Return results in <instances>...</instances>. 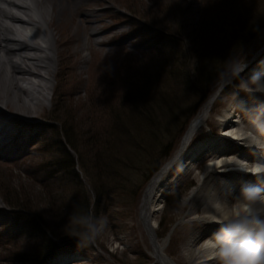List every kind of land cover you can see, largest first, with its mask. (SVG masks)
<instances>
[{
	"label": "rangeland",
	"instance_id": "rangeland-1",
	"mask_svg": "<svg viewBox=\"0 0 264 264\" xmlns=\"http://www.w3.org/2000/svg\"><path fill=\"white\" fill-rule=\"evenodd\" d=\"M54 2V23L50 30L57 48L55 73L48 84L51 89L44 91L43 108L30 126L22 125L16 130L10 127L12 138L20 136V139L17 145L7 148V156H0V264H161L151 255V242L140 220L144 194L154 177L179 151L191 123L218 84L232 72L231 67L213 84L204 103H199L192 79L185 78L173 86V79L169 78L163 94L176 98L173 110L181 114L179 126H186L182 136L178 130L168 137L166 124L160 120L164 124L160 133L156 128L162 138L160 143L152 140L148 125L146 131L139 132L140 136L135 133L128 141L123 125L131 113L130 107L123 106V100L128 94L138 95L137 87L144 81L131 69L127 76V68L134 66L132 62H140L138 67H148L153 81L160 63L155 57L160 56V50H166L173 59L184 53L199 23L202 0H85L66 8L63 14H59L60 0ZM250 6L252 19L259 28L264 25V0H250ZM47 7L52 11V6ZM156 33L164 38L174 35L178 41L173 46L163 42L158 45ZM263 48L264 30L244 50L239 61L249 69ZM261 59L264 62V56ZM169 66L173 70L178 68V59L171 60ZM254 87L244 72L228 85L213 105L208 125L198 132L192 146L195 148L217 135L223 112ZM67 133L74 137V148L67 146ZM145 136L151 144L147 147L151 161L142 166L136 160L137 164L124 167L130 144L142 147ZM162 144L174 147L171 157L165 159L167 151L162 152ZM64 148L75 159V171H61L57 165ZM150 162H155V166ZM109 163L116 164L112 173L118 176L115 179L121 187L118 190L108 191L109 180L101 175ZM205 167L203 161L200 169L181 180L163 200L156 217L159 239L170 237L167 253L171 258L183 259V264L188 238L199 227L187 217L190 211L187 200L199 186ZM98 175L106 197L97 207ZM77 201L89 204V212L96 217L107 219L104 230L91 242L82 241L83 229L74 219ZM24 216L37 220L43 232L50 234L51 245L47 250L42 247V234L28 226ZM52 252L55 254L50 261Z\"/></svg>",
	"mask_w": 264,
	"mask_h": 264
},
{
	"label": "bare ground",
	"instance_id": "bare-ground-1",
	"mask_svg": "<svg viewBox=\"0 0 264 264\" xmlns=\"http://www.w3.org/2000/svg\"><path fill=\"white\" fill-rule=\"evenodd\" d=\"M54 1L0 0V156H7V148L17 145L20 139L12 138L10 127L16 130L22 125L30 126L43 108L44 91L51 89L48 84L55 73L57 48L50 30ZM83 1L60 0L59 14ZM47 5L53 7L52 11ZM263 56L264 48L250 68L242 71L249 84L253 73L264 72ZM237 77L231 72L224 83L218 84L191 123L179 151L146 189L140 220L151 242V255L161 264H183V259L171 258L167 253L170 237L161 240L157 235L159 207L181 180L200 169L203 161L206 167L200 174L199 186L187 200V217L199 227L185 245L184 264H221L216 241L221 223L239 211L237 202L245 187L264 189V92L251 90L234 101L220 116L217 135L192 146L198 132L208 125L214 98Z\"/></svg>",
	"mask_w": 264,
	"mask_h": 264
},
{
	"label": "trees",
	"instance_id": "trees-1",
	"mask_svg": "<svg viewBox=\"0 0 264 264\" xmlns=\"http://www.w3.org/2000/svg\"><path fill=\"white\" fill-rule=\"evenodd\" d=\"M251 11L252 7L250 6V0H202L198 14L199 23L196 25L192 42H188L186 49L183 50L184 53H178L176 59H173L172 56H168L169 53H167L166 50L164 52L160 50V56L155 57L156 61H158L157 64L159 61L160 63L156 67L155 79L153 81L151 80L152 72L149 71L148 67L139 68L138 65L140 62H132L134 66L127 68L126 75L129 76L128 71L131 69L138 78H143L142 82L144 81V83L142 86L137 87L138 95L133 96L132 94H128L123 100L125 101L123 106L130 107L131 113L129 116L130 119L124 122L123 125V130H127L125 134L128 141L133 134L146 131L147 125V132H151L152 140L155 142L158 141L159 143L162 138H160L156 132V128L158 127L160 133L164 124H166V135L168 137H172L178 130L179 136L185 133L186 126H179V124H181V114L173 110L176 98L173 95L163 94V88L168 86L167 83L169 82V78L173 79V86L179 83L181 84L180 81H184L185 78L188 80L192 79L190 80L192 81L191 84H195L197 87L196 94L200 97L199 103H204L211 94L213 84L219 81L223 74L231 67L232 61H239L245 53L244 50H246L251 42L263 32L264 25L257 28L256 23L252 19ZM168 36L169 35L164 38L162 34L156 33L154 38H156L158 45L162 42L171 46L175 45L176 41H178L176 37H174V35ZM177 59L179 67L173 70V66H169V63L171 60L175 61ZM132 63L129 65H132ZM161 68H163V71H161ZM185 113L187 114L186 111ZM190 116H193V114H190ZM120 119L118 120L120 122L118 125L121 126L122 122ZM160 120H163L164 124L160 123ZM187 123L188 121L186 124ZM151 127L152 129L149 130ZM142 134V136H144L146 133L144 132ZM66 135L65 141L67 146L74 148L76 145L74 137L72 135L70 136L68 133ZM146 138L147 136L143 138V140H146V143L143 145L146 148L143 150H140L143 146H134L133 144L135 143H133L132 140L130 141L132 142L130 145L131 147L133 146V148L128 145L130 147L128 152L129 156L128 160L124 161V167L127 168L137 164L138 162H135L136 160L140 161L142 166L147 165V163L151 161L150 151H147V147L151 146V144H149L150 142L147 141L148 139ZM166 151L165 159L171 157L174 147L172 146V148H170L168 145L163 146L162 152L164 153ZM130 152L133 153V157ZM153 161L155 160L153 159ZM122 162L121 160V164H123ZM154 163L155 162H150L152 165H154ZM57 165L61 171L69 172L70 170L75 171L76 162L70 152L65 149L62 159L57 162ZM114 167H116V164H112V166L111 163L106 164L101 173V175H105L109 180L108 191L121 188L119 183L115 181L118 176L112 173ZM158 168L159 167L156 168V171ZM100 179L101 177L98 175L97 207L101 204L102 199L106 197L105 189L102 190L100 187ZM89 207L90 205L86 202L77 201L74 210L75 215L87 214L89 212ZM22 218L28 226L32 227L34 230H38V232L42 234L44 237L42 247L47 250L51 245L50 234L45 231L43 232L37 220L27 216ZM54 254L55 252H52L48 260L51 261ZM48 260L45 259L46 262H48ZM37 261L38 260H36V262Z\"/></svg>",
	"mask_w": 264,
	"mask_h": 264
},
{
	"label": "clouds",
	"instance_id": "clouds-1",
	"mask_svg": "<svg viewBox=\"0 0 264 264\" xmlns=\"http://www.w3.org/2000/svg\"><path fill=\"white\" fill-rule=\"evenodd\" d=\"M247 65L232 61L231 70L239 76ZM255 90L264 92V72L249 78ZM251 90V89H248ZM239 211L221 223L216 241L221 264H264V189L245 187L237 202ZM80 223L82 241H93L106 227L107 219L91 212L74 217Z\"/></svg>",
	"mask_w": 264,
	"mask_h": 264
},
{
	"label": "water",
	"instance_id": "water-1",
	"mask_svg": "<svg viewBox=\"0 0 264 264\" xmlns=\"http://www.w3.org/2000/svg\"><path fill=\"white\" fill-rule=\"evenodd\" d=\"M226 77H227V76H226ZM226 79H227V78H225L222 82L224 83V82L226 81ZM227 86H228V85H224V86L221 88L220 92H223V90H224ZM219 96H220V93H218V94L216 95V97L214 98V100H217Z\"/></svg>",
	"mask_w": 264,
	"mask_h": 264
}]
</instances>
